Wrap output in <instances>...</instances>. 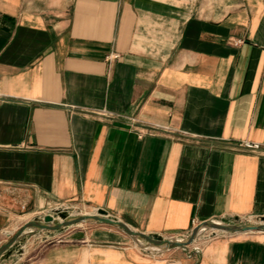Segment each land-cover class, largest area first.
<instances>
[{
  "label": "crops",
  "instance_id": "1",
  "mask_svg": "<svg viewBox=\"0 0 264 264\" xmlns=\"http://www.w3.org/2000/svg\"><path fill=\"white\" fill-rule=\"evenodd\" d=\"M60 203L165 237L264 218V0H0V244ZM209 233L41 230L0 264H264V231Z\"/></svg>",
  "mask_w": 264,
  "mask_h": 264
},
{
  "label": "water",
  "instance_id": "2",
  "mask_svg": "<svg viewBox=\"0 0 264 264\" xmlns=\"http://www.w3.org/2000/svg\"><path fill=\"white\" fill-rule=\"evenodd\" d=\"M60 220L54 218L50 213H46L41 220L30 219L24 222L12 235L0 244V255L8 250L28 228L40 230H61L66 226L87 221H100L109 225L121 228L130 237L136 240L143 248L152 250L169 249L175 247L187 248L197 235L208 228L222 230L226 232L242 231H264V218L260 221H241L238 218L232 221L225 220H204L194 225L188 235L183 237H165L159 233H145L129 226L125 221L113 217L105 209L99 207L96 212L70 215L66 211L59 210Z\"/></svg>",
  "mask_w": 264,
  "mask_h": 264
},
{
  "label": "rangeland",
  "instance_id": "3",
  "mask_svg": "<svg viewBox=\"0 0 264 264\" xmlns=\"http://www.w3.org/2000/svg\"><path fill=\"white\" fill-rule=\"evenodd\" d=\"M58 209H50L49 211H46V213H50L54 216V218L60 220L61 217L59 216L58 214ZM67 213H69L70 215H75V214H85V213H93V212H96V209L95 210H90V209H87V208H83V207H74V206H71L67 209L66 211ZM44 214L43 213H39L37 216H35L34 218L32 219H39L41 220L43 217ZM252 218V217H250ZM26 218L25 217H21L19 218L18 220H13L12 221V229H8L10 231V233H4L3 234V237L4 239L6 240L10 235H12L15 230L21 225L23 224L25 221ZM240 220V218H239ZM241 221H245V220H241ZM251 221H260V219H251ZM99 226H105V227H109V228H114V229H117L118 231L122 232L124 235H126L128 237L129 240H131L132 242L134 241L136 245L142 247L136 240H134L132 237H130L127 233H125L121 228L119 227H116V226H113V225H109V224H106V223H103V222H100V221H87V222H82V223H78V224H73V225H70V226H66L64 228H62V231L64 232H67V233H73V232H78L80 230H83V229H87V228H93V227H99ZM205 230H208L210 233L209 235L212 236V235H217V234H224V233H227L226 231H221V230H217V229H211V228H208V229H205ZM203 230V231H205ZM38 231H41L40 229H34V228H28L27 229V233L25 234L26 236H32L33 234L37 233ZM203 231H201L200 233H202ZM55 238H52L50 240H54ZM49 240V241H50ZM143 248V247H142ZM145 249V248H144ZM146 250H152V249H146Z\"/></svg>",
  "mask_w": 264,
  "mask_h": 264
},
{
  "label": "built area",
  "instance_id": "4",
  "mask_svg": "<svg viewBox=\"0 0 264 264\" xmlns=\"http://www.w3.org/2000/svg\"><path fill=\"white\" fill-rule=\"evenodd\" d=\"M244 145L247 147V148H250V149H256L258 148L259 144L258 143H251V142H245ZM70 207L69 204H66V203H60L56 206V209L58 210H62V211H67V209ZM252 218L250 217H244V218H241L240 220H245V221H251ZM222 231V230H221Z\"/></svg>",
  "mask_w": 264,
  "mask_h": 264
}]
</instances>
